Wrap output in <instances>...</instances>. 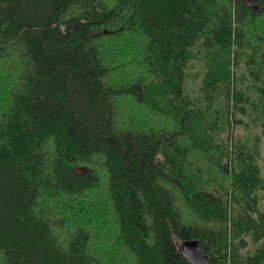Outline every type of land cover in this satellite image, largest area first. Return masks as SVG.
I'll return each instance as SVG.
<instances>
[{"label":"trees","instance_id":"16d2710c","mask_svg":"<svg viewBox=\"0 0 264 264\" xmlns=\"http://www.w3.org/2000/svg\"><path fill=\"white\" fill-rule=\"evenodd\" d=\"M262 138L264 0H0V264H264Z\"/></svg>","mask_w":264,"mask_h":264},{"label":"water","instance_id":"95a60500","mask_svg":"<svg viewBox=\"0 0 264 264\" xmlns=\"http://www.w3.org/2000/svg\"><path fill=\"white\" fill-rule=\"evenodd\" d=\"M250 2V0H247ZM179 252L187 260L188 264H208V257L201 249L198 239L187 238L178 245Z\"/></svg>","mask_w":264,"mask_h":264},{"label":"rangeland","instance_id":"374dc122","mask_svg":"<svg viewBox=\"0 0 264 264\" xmlns=\"http://www.w3.org/2000/svg\"><path fill=\"white\" fill-rule=\"evenodd\" d=\"M264 138H262V140H263ZM260 141V146H261V142H262V147H261V156H259V158H258V161L257 162H260V164L262 165V174L264 175V140L263 141ZM257 160V159H256ZM262 195H263V197H261L260 199H261V201H260V203H261V206L263 207V209H264V190H262ZM98 234H99V232L98 231H93V238H97V236H98ZM92 238V239H93ZM93 240H95L96 241V239H93Z\"/></svg>","mask_w":264,"mask_h":264},{"label":"bare ground","instance_id":"6f19581e","mask_svg":"<svg viewBox=\"0 0 264 264\" xmlns=\"http://www.w3.org/2000/svg\"><path fill=\"white\" fill-rule=\"evenodd\" d=\"M196 51V50H195ZM195 54H196V52H195ZM202 54V53H201ZM207 57V56H206ZM197 58V57H196ZM257 205V204H256ZM96 261V260H95ZM97 263V262H96Z\"/></svg>","mask_w":264,"mask_h":264}]
</instances>
